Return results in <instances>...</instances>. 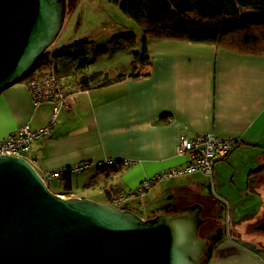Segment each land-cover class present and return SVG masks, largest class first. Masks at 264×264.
Masks as SVG:
<instances>
[{"label":"crops","instance_id":"1","mask_svg":"<svg viewBox=\"0 0 264 264\" xmlns=\"http://www.w3.org/2000/svg\"><path fill=\"white\" fill-rule=\"evenodd\" d=\"M147 49L150 60L138 67V76H129L130 67L125 79L86 89L60 111L52 132L32 144L28 158L41 174L86 161L132 160L73 174L71 195L62 194L61 179H54L63 197L111 204L114 192L136 189L144 179L183 165L186 158L177 154L182 134L235 138L212 176L235 225L226 229L213 213L204 216L214 243L205 264H264V232L254 231L264 220V55L155 37L147 39ZM30 76L0 92V139L21 125L40 128L51 121L53 103H34ZM209 177L194 173L162 181L124 209L143 218L180 211L209 188Z\"/></svg>","mask_w":264,"mask_h":264},{"label":"water","instance_id":"2","mask_svg":"<svg viewBox=\"0 0 264 264\" xmlns=\"http://www.w3.org/2000/svg\"><path fill=\"white\" fill-rule=\"evenodd\" d=\"M68 0H0V92L36 71ZM195 202L150 218L54 193L30 160L0 155V264H205L214 243ZM256 228L264 232V220Z\"/></svg>","mask_w":264,"mask_h":264},{"label":"trees","instance_id":"3","mask_svg":"<svg viewBox=\"0 0 264 264\" xmlns=\"http://www.w3.org/2000/svg\"><path fill=\"white\" fill-rule=\"evenodd\" d=\"M111 1L133 18L144 33L141 51L134 52L131 77L138 76V67L150 60L149 37L213 44L239 53L264 55V0ZM113 42L119 47L132 48L137 39L130 35L115 38ZM87 44L88 41H80L61 47L53 54L54 61L47 64L57 73L79 75L83 89L103 87L125 79L127 75L123 73L114 77L101 70L86 73L89 64ZM61 181L62 194L71 195L72 174H65Z\"/></svg>","mask_w":264,"mask_h":264},{"label":"built area","instance_id":"4","mask_svg":"<svg viewBox=\"0 0 264 264\" xmlns=\"http://www.w3.org/2000/svg\"><path fill=\"white\" fill-rule=\"evenodd\" d=\"M28 88L35 104L39 105L43 102L53 103L51 121L48 125L40 128H33L29 124L17 127L6 137L0 139V155H12L30 160L27 153L32 144L36 140L48 136L57 122L60 111L64 108H71L79 95L86 90L80 85L79 75L61 74L54 70L48 72L34 71L29 78ZM237 143L235 138L220 137L213 133L202 134L193 138L184 133L181 135L180 142L177 145V154L186 158V162L183 165L163 170L150 178L144 179L136 189L114 192L111 197V204L121 207L131 200L143 197L160 182L174 177L194 173H202L212 177L217 162L226 159ZM118 162L125 166L133 163L129 159L118 161L108 158L97 162L86 161L63 170L41 175L48 182L54 179H61L65 174H78L95 166L98 168L109 167ZM32 164L37 168L35 162H32ZM230 218L229 212L228 224Z\"/></svg>","mask_w":264,"mask_h":264},{"label":"rangeland","instance_id":"5","mask_svg":"<svg viewBox=\"0 0 264 264\" xmlns=\"http://www.w3.org/2000/svg\"><path fill=\"white\" fill-rule=\"evenodd\" d=\"M130 35L139 38V43L132 48L119 47L113 42L115 38ZM143 36L142 27L111 0H68V10L63 30L57 41L38 62L36 70L51 71L52 67L48 64L54 61L53 54L59 48L71 46L80 41H88V72L102 69L109 76L125 73L132 66L136 49L137 51L142 49L140 38ZM206 183L209 188L207 187V190L202 194L195 196L196 202L205 207L202 215L204 217L213 213L222 219V224H225L226 229H228L229 203L222 196L221 190H213L214 179L212 177H209ZM47 184L54 193L59 190L60 184L58 181H48ZM216 204L219 207L215 208ZM127 207L128 204L126 203L120 208ZM212 222H214L213 219L210 220V223ZM229 224L231 229L234 228L235 224L231 218ZM205 225L206 222L202 224L200 229L202 237H207ZM254 231L260 232L256 229Z\"/></svg>","mask_w":264,"mask_h":264},{"label":"flooded vegetation","instance_id":"6","mask_svg":"<svg viewBox=\"0 0 264 264\" xmlns=\"http://www.w3.org/2000/svg\"><path fill=\"white\" fill-rule=\"evenodd\" d=\"M207 237H209V236L207 235Z\"/></svg>","mask_w":264,"mask_h":264}]
</instances>
